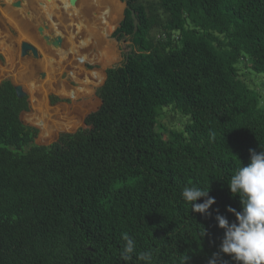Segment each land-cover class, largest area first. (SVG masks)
Wrapping results in <instances>:
<instances>
[{
    "label": "trees",
    "instance_id": "trees-1",
    "mask_svg": "<svg viewBox=\"0 0 264 264\" xmlns=\"http://www.w3.org/2000/svg\"><path fill=\"white\" fill-rule=\"evenodd\" d=\"M121 1L138 28L125 8L113 36L130 49L85 127L37 144L28 97L0 81V264H145L121 259L125 232L150 264H239L215 216L235 221L227 182L264 150V0ZM193 184L210 187L211 216L181 197Z\"/></svg>",
    "mask_w": 264,
    "mask_h": 264
},
{
    "label": "rangeland",
    "instance_id": "rangeland-1",
    "mask_svg": "<svg viewBox=\"0 0 264 264\" xmlns=\"http://www.w3.org/2000/svg\"><path fill=\"white\" fill-rule=\"evenodd\" d=\"M15 1L17 0H0V81L9 79L13 84L22 85L27 93L29 109L20 114V119L24 124L38 129L35 139L37 144L49 145L60 133H73L79 127H85V117L96 111L100 105L96 91L105 80L106 68L119 65L124 58V52L129 51L131 38L125 36L117 40L113 36L122 18L124 3L121 0H114L119 3L120 10L113 27L104 36L100 30L92 29L98 24L90 23V26L84 20L80 24L69 23L74 39V50L71 55L60 59L55 48L47 44L38 31L42 24L47 25L44 33L53 30L51 21H48L42 9L41 0H23L21 7L18 8L12 6ZM93 2L95 6L96 3ZM28 9L38 14H29L26 11ZM61 33H63L59 34L62 35L61 46H64L66 33L64 30ZM22 41L35 46L39 57L35 58L30 52L21 56ZM103 50L107 52L106 56L101 54ZM37 72H44L47 75L41 78ZM88 72L93 76L90 81L84 79L85 73ZM241 72L245 74L246 68H242ZM31 83H34L37 89L33 90ZM70 117L77 118L78 125L74 128L70 125L67 129H57L56 122L67 121ZM175 120L174 124L168 126L178 127L176 125L180 120L178 117H175ZM161 121L163 124L168 122L166 118ZM45 129L49 130V136H43Z\"/></svg>",
    "mask_w": 264,
    "mask_h": 264
},
{
    "label": "clouds",
    "instance_id": "clouds-1",
    "mask_svg": "<svg viewBox=\"0 0 264 264\" xmlns=\"http://www.w3.org/2000/svg\"><path fill=\"white\" fill-rule=\"evenodd\" d=\"M249 152V162L238 166L227 182L230 192L238 195L241 202L239 211L227 207V211L235 215V221L230 223L219 214L218 209L215 219L218 226L225 230L220 252L229 254L239 264H264V150L257 152L249 149ZM209 188L185 185L181 197L190 204L191 211L211 216L209 209L215 203V198L209 195ZM202 197L205 198L203 202L197 203ZM122 239L125 241L120 252L122 260H130L135 253L137 260L150 264L151 251L137 253L135 240L126 232L122 234ZM217 256L218 253H213L208 264H217Z\"/></svg>",
    "mask_w": 264,
    "mask_h": 264
},
{
    "label": "bare ground",
    "instance_id": "bare-ground-1",
    "mask_svg": "<svg viewBox=\"0 0 264 264\" xmlns=\"http://www.w3.org/2000/svg\"><path fill=\"white\" fill-rule=\"evenodd\" d=\"M93 1H95L96 3L95 6L93 4L94 3ZM45 2L47 1L43 2V0H41L40 3L43 11L46 13L45 15L47 16L48 21H51V27L53 29L52 32L54 34H63L61 33V31L63 32L64 30L66 33L64 35L66 36L65 45L64 46L60 45L59 47L55 48V52L57 56L60 57V59L62 57L65 58L68 55H71L74 50V44H73L74 39L69 29V23L80 24V22L84 20L87 22L86 24H90V23H95L94 25L98 24L97 26L92 27V29L96 28L100 30L101 34L104 36L105 34H108V30L111 27H113V23L115 22V20H117L118 12L120 10L119 3H116L114 0H79V1L77 0L74 5H71L68 0H48L47 3ZM48 3L50 4L46 7ZM26 11L29 14H33V15L38 14V13L35 14L29 9ZM101 54L106 56L107 52L103 50L101 51ZM46 75L47 74L45 73L44 78L46 77ZM31 88L33 90L37 89L34 83H31Z\"/></svg>",
    "mask_w": 264,
    "mask_h": 264
},
{
    "label": "water",
    "instance_id": "water-1",
    "mask_svg": "<svg viewBox=\"0 0 264 264\" xmlns=\"http://www.w3.org/2000/svg\"><path fill=\"white\" fill-rule=\"evenodd\" d=\"M23 0H17L16 2H14L12 5L14 7H20L21 6V2ZM69 3L71 5H74L76 3L77 0H68ZM124 3V9L127 8L129 9L130 13H131V17L133 20V27H134V32L137 30L138 28V19L135 16V12L132 8H130L125 1H122ZM124 15H122V19H123ZM47 29V25L46 24H42L41 26L38 27V31L39 33L42 35L43 39L45 40V42L49 45H52L54 48L59 47L62 43V37L59 34H54L53 32H49V33H44V30ZM28 52H30L35 58L39 57V53L38 50L35 46H33L32 44H30L27 41H22L21 45H20V55L21 56H25L28 54ZM37 75L40 76L41 78H43L45 76L44 72H37ZM106 77V73L104 74V79ZM13 84V83H12ZM14 86V90L16 93V96L18 98L27 96V93L23 90V87L21 84H13Z\"/></svg>",
    "mask_w": 264,
    "mask_h": 264
},
{
    "label": "crops",
    "instance_id": "crops-1",
    "mask_svg": "<svg viewBox=\"0 0 264 264\" xmlns=\"http://www.w3.org/2000/svg\"><path fill=\"white\" fill-rule=\"evenodd\" d=\"M15 2H16V1H15ZM13 3H14V2H13ZM13 3H12V4H13ZM22 3H23V1L21 2V5H22ZM12 6H13V5H12ZM13 7H14V6H13ZM16 8H18V7H16Z\"/></svg>",
    "mask_w": 264,
    "mask_h": 264
},
{
    "label": "flooded vegetation",
    "instance_id": "flooded-vegetation-1",
    "mask_svg": "<svg viewBox=\"0 0 264 264\" xmlns=\"http://www.w3.org/2000/svg\"><path fill=\"white\" fill-rule=\"evenodd\" d=\"M29 53V52H28Z\"/></svg>",
    "mask_w": 264,
    "mask_h": 264
}]
</instances>
